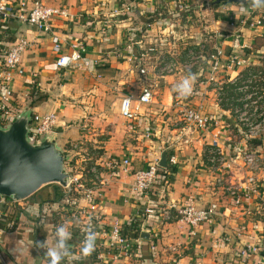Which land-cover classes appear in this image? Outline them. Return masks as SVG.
Instances as JSON below:
<instances>
[{"label":"crops","instance_id":"0c3cea01","mask_svg":"<svg viewBox=\"0 0 264 264\" xmlns=\"http://www.w3.org/2000/svg\"><path fill=\"white\" fill-rule=\"evenodd\" d=\"M4 1L15 7L25 2L29 10L35 2H40L49 8L66 10L69 15L51 22L52 33L39 32L21 22L5 24L8 29L0 31L3 41L0 44L6 43L7 39L16 42L22 38L30 43L21 58L23 74L16 73L10 85L9 100L22 112L30 110L32 115L55 113L56 128L46 138L55 140L64 153L74 152L71 145L73 148L81 145L82 151L90 150V147L103 151L96 158L93 154V158L87 156L82 161L76 160V163L85 162L99 167V185L89 190L90 196L72 203L62 185L50 184L30 198L12 205L10 209L15 210V214L9 211L4 223H13L14 227L6 226L9 228L0 232L6 257L14 264H46L44 250L37 248L36 242L47 240L51 246L54 227L61 217V220L74 225L68 242L72 255L62 264H236L239 249L247 245L260 250L250 256L248 264H264V195L253 197L243 206H235L228 187L243 182L247 171L242 161H232L231 170L223 175L207 166L208 151L215 139L231 152L237 147L264 152V140L249 142L242 136L231 110L218 104L216 90L209 78L200 77L202 72L195 74L191 71L196 79L193 94L187 99H178L173 91L188 73L186 69L162 78L153 74L151 84H147L150 74L139 72L137 76L141 82L133 76V61L141 53L138 44L145 47L160 41L162 44L163 34L177 33L173 22L160 23L161 12L169 17H182L181 10L187 3V6L197 4L202 7L200 12L205 15L207 11L203 8L208 6L210 10L212 0ZM130 7L136 8L144 17V22L135 20L144 27L136 26L133 18L127 17ZM209 12L213 19L205 29L217 38L216 33L222 35L216 47L222 48L223 57L215 78L219 77L217 80L224 83V88L240 81L249 68L262 66L264 24L252 26L259 19L258 14L250 10L242 13L238 5L226 3ZM180 17L176 22H184ZM129 35L128 40L126 37ZM180 35L186 36V33L180 32ZM54 36L60 40L59 52L55 50ZM136 37L138 40H133ZM129 44L134 45L133 49H128ZM79 45L86 49L82 66L75 69L57 67V59L71 55L75 51L74 46ZM156 47L158 50V45ZM159 48L168 50L165 45ZM157 55L151 54L148 60L151 62ZM2 57L3 51H0V60ZM231 58L245 61V65L232 64ZM208 70H211L210 66ZM128 85L135 87L125 88ZM144 87H155L156 96L152 104L141 106L133 120L123 119L120 115L122 100L127 96L138 97ZM114 89L122 90L123 94L116 105V114L108 118L110 113L106 110V103ZM186 108L201 111L210 118L212 125L201 130L187 123L182 114ZM105 118L107 121L104 123L112 124V128L106 139L98 142L97 136L103 135L102 119ZM97 143L101 146H96ZM165 152L168 159L170 156L177 158L175 172L168 174L167 180L158 178L144 197L136 199L133 173L159 163ZM126 158L131 161L129 172L122 166ZM68 161L73 162V157ZM73 164H69L68 171L70 167L75 168ZM168 168L169 165L166 173ZM257 175L264 179V168ZM62 198L69 203L62 202ZM156 205L164 208L194 205L198 209L217 205V212L198 227H191L184 221L166 223L148 216L135 228L141 235H150L149 240L142 239L143 246L137 257L118 262L96 257L98 248L107 252L115 224L133 226L145 209ZM89 226L98 235L94 251L84 256L81 251L82 234ZM129 235L134 237L133 230Z\"/></svg>","mask_w":264,"mask_h":264},{"label":"built area","instance_id":"2783aa9c","mask_svg":"<svg viewBox=\"0 0 264 264\" xmlns=\"http://www.w3.org/2000/svg\"><path fill=\"white\" fill-rule=\"evenodd\" d=\"M26 7L27 5L25 2H22L18 7H15L11 3L0 0V26L10 22H21L29 25L39 32L52 33L51 22L56 18H68L69 16L66 10L49 8L40 2H35L33 8L30 10ZM249 10L251 11L252 9L249 7ZM257 10L264 14V8ZM263 24L264 15H259V19L255 20L252 23V26L258 27ZM216 34L218 38L220 36L222 37L221 33L218 32ZM59 41L60 40L58 37L54 36L53 42L55 43V50L57 52L60 51ZM29 46V41L25 38H22L14 43H10L7 47L1 50L3 51V57L0 60V89H5V93L3 95L0 94V125L2 127L9 126L20 115V112L17 111L18 108H16L9 100L10 85L13 82L16 73L19 75L23 74V71L20 68L21 58L23 52ZM127 47L128 49H133L134 45L129 44ZM74 49L75 51L71 55H62L57 59V67L64 69H75L82 66L81 63L85 62L84 54L86 53V49L81 45L74 46ZM138 51L141 53L137 55L136 59L143 60L156 52V48L154 46L145 47L141 44H138ZM195 54L196 53L189 50L187 57L190 58V61L182 64L175 62L165 64L164 67L159 69L158 73L154 71L153 74L162 78L167 75L175 74L178 70H182L180 67H183L189 71L191 70L190 68L192 66L193 59H204L202 56L195 57ZM222 57V48L215 47L212 59L210 58L208 60L209 64L207 66V72H202L204 75L209 72L207 79L209 78L215 86H217L219 82L217 80L218 77L215 78V76L218 67L220 66V60ZM230 61L232 64L245 65V61H240L236 58H231ZM209 66L211 67V70H208ZM262 67L264 69V64H262ZM263 71L259 73H254L251 70L247 71V75L242 83V86L238 89V91L242 93L243 96L237 100V105H235L233 112L236 126H238L241 133H243L242 136L250 141L264 140V91H260L261 88H264ZM140 72L142 75H148L149 73V71H147L145 68H142ZM202 74H200V77H202ZM249 82H251L250 85ZM257 82L260 86L257 85ZM253 83L254 86H252ZM225 93L226 92L223 87L218 91L217 101L220 106L224 101ZM145 96L147 98L142 99V97ZM155 96L156 93L154 92L153 87H144L138 97H125L121 102L120 115L123 119L133 120L136 118L140 107L152 104ZM126 98H128L131 102L125 111L123 104ZM182 114L184 121L192 124L198 129L205 130L212 125L210 118L199 110L186 108ZM56 119L57 116L55 113L47 115H32L29 125L30 137L33 136L34 138L32 140L39 142L44 140L50 133H53L56 128ZM77 147L78 145H74V149H77ZM232 161H242L243 167L247 171L242 183L232 184L228 187L229 196L233 200L235 206H243L244 204L250 202L253 197H258L260 195L263 196L264 179L259 178L257 173L264 168V152L250 150L249 148L245 147H237L232 152L226 151L219 141L215 139L213 144L210 146V150L208 151L207 166L209 169L221 175H223V173L227 174V172L231 170ZM168 165L170 167L168 174H173L178 166L177 158L175 156H170L168 159ZM122 166L126 172H129L131 168L130 159H124ZM159 168L161 167L159 166V163L156 162L150 164L146 169L133 173V192L136 199L144 197L153 187L157 181ZM91 172L95 176L98 175V170L96 167L92 168ZM74 179L76 180V178ZM74 179L71 180L69 187L73 184ZM15 203L17 202L11 200L10 198L0 196V223L5 224V218L9 213L10 208ZM216 212L217 205H211L208 209H198L194 205H189L182 208H164L160 205H156L154 207H148L145 209L144 213L139 216L135 222L141 225L144 223L146 217L154 216L156 218H160L166 223L184 221L191 227H198L208 219L212 218ZM61 224H65L68 227L72 238V229L74 225L63 220L59 221L58 224L55 225L54 233L56 227ZM7 226L13 228L14 224L9 223ZM93 231L96 233L94 228ZM133 234H137V236H130L129 231L127 232L125 226H122L119 223L115 224L111 229V242L107 252L104 253L100 248H98L96 249V257L100 260H108L112 262H118L122 259H132L137 257L140 250L142 249L143 241L140 230L134 228ZM97 235L98 233H96V236ZM84 236L85 233L83 232L82 237ZM259 252V248L254 245H247L240 248L236 264H248L250 256L256 255ZM0 264H14L6 257L3 251L1 238Z\"/></svg>","mask_w":264,"mask_h":264},{"label":"rangeland","instance_id":"374dc122","mask_svg":"<svg viewBox=\"0 0 264 264\" xmlns=\"http://www.w3.org/2000/svg\"><path fill=\"white\" fill-rule=\"evenodd\" d=\"M216 1L217 0H212L210 2V5H209V7L211 8L210 10H213L215 8L213 3ZM227 4H229V6H237V5L240 6L239 4H231V3H227ZM201 8L202 7H198L197 4H193V6L192 5L187 6V3L184 4L183 9L181 10L182 17L178 16L180 17L179 19L184 22H176L178 21V17L174 18L173 15L169 17L168 14L161 12L162 16H159L161 20L160 23L162 22V24L164 23V25H166L169 22L170 23L173 22V24H175L173 28L175 29L177 33H174V34L165 33L161 36L162 37L161 40L163 42L162 44H161V41L160 43L155 42V44H153L156 50H157L156 45H158L157 52H154V53H157L158 55L156 58H153L151 60V62H154V63H151L148 60V58L146 60H139L135 58L136 61H133L134 62L133 63V70H134L133 76L137 79V81H140L137 75H139L140 69L142 68H145V69L148 68L147 71H149L148 74H150V76L148 77L149 80L147 81V84H151L153 80V77H152L153 72L155 71L156 73H158L159 69L161 67H164L165 64H168L171 62L182 64V63L190 61V58L187 57L189 50L196 53L195 57H200V56L204 57V59H198V58L193 59L192 60L193 63L190 68L191 69L190 71H195V74L196 73L198 74L200 72H203V73L207 72V69H205V66L206 65L208 66L207 64L208 60L210 58L212 59V55L214 54L215 47L217 46L218 38L216 37L214 33H211L209 30L205 29V26H208V24L210 23V20L213 19V14H208L210 13L209 12L210 10H208V6H207L205 9L203 8L205 12L207 11V14L203 15L201 14L202 12H200ZM251 11L254 12L255 14H258V16L264 15L262 14V12L258 10H251ZM165 17H167V19ZM135 22L137 23L136 26L144 27L143 25L139 24L138 21H135ZM140 30L141 29H139L138 31ZM180 32L181 34L186 33V36L180 35ZM126 38L129 40L130 35L127 36ZM133 40H138V38L137 37L133 38ZM161 45H165V47H167L168 50H162L161 48H159L161 47ZM162 51H170V53L162 52ZM181 54L183 55V57H180ZM153 64H155L156 66ZM181 69H184V68L182 67ZM180 71L181 70H178L177 73ZM202 77L204 78L207 76L202 74ZM218 81L219 82L217 86H214L212 83V86L216 89L217 94L220 88H222L224 85V83H222L221 80H218ZM250 83L251 82H249V85ZM257 85L260 86L258 82H257ZM252 86H254V83L252 84ZM134 87H135L134 85L132 87L130 85L125 86V88H130V89H133ZM134 91H136V89ZM260 91H264V88H261ZM122 94H123L122 90L116 91V89H114L110 91L109 99L107 100V103H106L107 105L106 110L110 113L108 114L109 116L108 118H110L113 114H116V110H117L116 105L118 101L120 100ZM104 121H107V119L106 118L105 120L102 119V125L104 127V130H103L102 136L101 134L97 136L98 142H102V140L106 139V137L108 136V133L111 131V128H112V124H109V123L107 124L106 122L104 123ZM80 146L81 145H78L77 149H74L71 145L70 149L73 150L75 153L74 152L72 154H67L69 152L64 153V155L66 156L73 157V162H74L73 165L75 166L74 172L72 174L75 175L73 176V179L76 178V180L74 179L73 184L70 187L62 186L63 191H66L67 195L70 196V200L72 203H77L78 199L81 197H85V198L88 197L90 195L89 190L99 185V180L97 179V176H95L91 172L92 168H94L95 166L90 165V163H85V162L76 163V160L78 159L79 161H82L87 156L93 158V154H94V158H96L103 151L99 149H94L93 147H90L89 148L90 150L87 149L86 151H82L80 149ZM96 146L100 147L101 145L99 146V144L97 143ZM73 162H69L68 160L66 161L67 169H69L68 168L69 164ZM96 168L99 171V167H96ZM59 186L61 185L59 184ZM62 187H60V189ZM10 213L15 214V210L10 209ZM64 214L67 216L66 212ZM59 220L61 221V217L58 218V221Z\"/></svg>","mask_w":264,"mask_h":264},{"label":"water","instance_id":"95a60500","mask_svg":"<svg viewBox=\"0 0 264 264\" xmlns=\"http://www.w3.org/2000/svg\"><path fill=\"white\" fill-rule=\"evenodd\" d=\"M240 4L241 0H217ZM32 112L25 111L7 127L0 125V196L13 201H24L41 188L50 184L69 187L73 179L68 171V156L56 141L45 138L35 142L30 137ZM159 166L168 167V154L163 153ZM143 240H149L148 233H142Z\"/></svg>","mask_w":264,"mask_h":264},{"label":"clouds","instance_id":"9594fccd","mask_svg":"<svg viewBox=\"0 0 264 264\" xmlns=\"http://www.w3.org/2000/svg\"><path fill=\"white\" fill-rule=\"evenodd\" d=\"M240 11L248 13L249 7L252 10L264 8V0H241ZM196 76L190 70L188 73L174 86L173 91L178 99H187L193 94ZM147 97H142L146 99ZM130 100H124V110L126 111ZM71 239V232L65 224L56 227L54 233V242L49 246L48 241L36 242V247L44 250V257L46 264H62L65 258L72 255L69 248V240ZM96 233L91 227L86 229L84 240L82 242L81 251L84 256H88L94 251V242Z\"/></svg>","mask_w":264,"mask_h":264},{"label":"trees","instance_id":"16d2710c","mask_svg":"<svg viewBox=\"0 0 264 264\" xmlns=\"http://www.w3.org/2000/svg\"><path fill=\"white\" fill-rule=\"evenodd\" d=\"M125 1H128V0H125ZM226 3H228V2H222V3H219V4H217L216 2H214L213 3V5L215 6V7H219L220 5H222V4H226ZM127 17L128 18H133V20L135 21V20H139V21H141V22H144V17H142L138 12H137V9L136 8H134V7H130V12L129 13H127ZM151 15H153V13H151ZM158 20V19H157ZM8 29V26H6V25H1L0 26V31H5V30H7ZM6 33L4 32V36H6L5 35ZM8 37V36H7ZM2 39L0 38V42H3V41H1ZM11 42H14V39H7L6 40V43H4V44H0V51L1 50H3L5 47H7ZM262 64H264V58H263V60H262ZM248 70H251V71H253L254 73H259V72H261V71H263L264 69H263V67L262 66H260V67H257V68H249ZM264 72V71H263ZM246 75H247V72H245V74L242 76V79H240V81H238V82H236V83H233V84H228V86H225L224 87V90H225V95H224V101H223V103H222V105L221 106H223V107H225V108H227L228 110H231V112H232V114H233V112H234V107H235V105H237V100L241 97V96H243L242 95V93H240L239 91H238V89L242 86V83H243V81H244V79H245V77H246ZM5 93V89L4 88H2V89H0V94H4ZM228 105V106H227ZM227 106V107H226ZM231 106V107H230ZM18 112H20V113H22V111L20 110V109H18L17 110ZM243 134V133H242ZM31 139H34L33 138V136L31 137ZM253 141H256V140H251V141H249V142H253ZM170 170V167L168 168V171ZM175 170V169H174ZM70 172H74V169L72 168V167H70ZM168 173H166L165 172V169H163V168H159V170H158V177H157V179L158 178H161L162 180H167L168 179ZM62 202H64L65 201V203H69V201H67V200H65V199H63L62 198V200H61ZM7 226V224H3V223H0V232H2V231H5V229L6 228H9V227H6ZM139 226V223H137V224H135V225H129V226H127L126 227V230H127V232L129 231V232H131V230H134V228H137ZM133 236H137V234H133Z\"/></svg>","mask_w":264,"mask_h":264}]
</instances>
